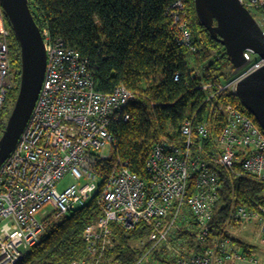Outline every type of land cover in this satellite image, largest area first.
<instances>
[{"label":"built area","instance_id":"built-area-1","mask_svg":"<svg viewBox=\"0 0 264 264\" xmlns=\"http://www.w3.org/2000/svg\"><path fill=\"white\" fill-rule=\"evenodd\" d=\"M251 14L264 0H239ZM167 14L180 46L195 53L197 46L188 26V9L182 0ZM264 33V16L255 17ZM46 48L47 67L40 95L16 148L0 165V264H16L41 240L50 221L96 202L101 214L84 229L85 257L71 264H101L115 249L113 225L125 230L146 224L151 233L141 242L150 245L143 258L169 247L174 264H225L228 261L258 263L239 252L232 231L255 225L264 246V207L226 205L225 234L215 233L223 218L221 199L225 179L219 167L264 181V131L233 104L224 106L225 125L209 146L194 144L193 137L209 138V122L186 118L180 128L183 141L163 140L153 146L146 169L148 181L131 172L129 163L114 156L111 125L130 119L128 107L135 95L123 85L113 93L96 90L87 59L63 42L40 30ZM13 31L0 2V112L14 89L10 60ZM246 64L239 73L218 84H203L208 99L224 91H236L241 79L264 66L253 50L244 52ZM234 76V77H233ZM175 79L178 81L179 76ZM202 151H204L202 153ZM71 175L65 190L57 185ZM50 206L49 218L38 214ZM264 264V263H263Z\"/></svg>","mask_w":264,"mask_h":264},{"label":"trees","instance_id":"trees-1","mask_svg":"<svg viewBox=\"0 0 264 264\" xmlns=\"http://www.w3.org/2000/svg\"><path fill=\"white\" fill-rule=\"evenodd\" d=\"M28 1L40 30L48 29L52 38L62 39L87 59L97 91L113 93L123 85L135 95L127 109L130 119L113 123L111 130L116 140L114 156L128 162L131 172L144 181L149 178L146 163L153 146L163 140L183 141L180 128L186 118L196 124L209 122L207 140L196 133L193 137L195 145L202 142L204 147L224 127L226 104H233L256 121L232 91L221 92L214 99H208L203 92L202 84L218 82L226 77V71L235 68L223 45L201 25L194 0H182L198 46L194 54L178 44L173 20L167 14L170 5L178 0ZM252 14L264 16V7ZM12 37L10 60L15 86L0 112V137L20 85V48ZM240 171L239 165L230 172L220 168L226 181L221 214L233 202L240 206L259 202L264 206V181L244 173L239 175ZM235 174L237 177L233 178ZM100 214L101 208L91 202L50 223L38 245L16 264H71L84 258V229ZM220 221L219 218L217 227ZM112 227L116 247L102 264H136L150 250V245H141L151 233L146 224L130 231ZM234 241L247 257L254 252L255 246L250 243L239 238ZM153 253L157 264H174L168 246Z\"/></svg>","mask_w":264,"mask_h":264},{"label":"water","instance_id":"water-1","mask_svg":"<svg viewBox=\"0 0 264 264\" xmlns=\"http://www.w3.org/2000/svg\"><path fill=\"white\" fill-rule=\"evenodd\" d=\"M3 14L20 48L17 99L0 137V165L16 147L39 97L47 58L43 35L28 0H0ZM196 16L211 37L221 43L235 69L246 64L244 52L264 59V33L239 0H194ZM235 96L264 131V66L237 84Z\"/></svg>","mask_w":264,"mask_h":264},{"label":"rangeland","instance_id":"rangeland-1","mask_svg":"<svg viewBox=\"0 0 264 264\" xmlns=\"http://www.w3.org/2000/svg\"><path fill=\"white\" fill-rule=\"evenodd\" d=\"M257 19H259V17H257ZM190 21V20H189ZM189 21H188V26L190 25V23H189ZM235 70L236 69H232V68H230L228 71H226V77L225 78H222L223 80L222 81H226L227 79H230L231 78V76L234 74V76L236 75V74H239V73H237V72H235ZM236 73V74H235ZM233 76V77H234ZM74 182V180H73V178H72V176L71 175H68L64 180H62L60 183H59V185H57L58 187H57V189H58V191H63V190H65L66 188H68L72 183ZM232 205V204H231ZM51 209H50V206H48V207H46V208H44L41 212H40V214H38V217L39 218H49V216L51 215ZM228 212L229 211H227V212H225L224 213V215H223V218L221 219V221H220V223L218 224V226H220V227H217L216 225H217V222L214 224V226H215V231H216V233H221V234H225L226 233V235H227V232H225L226 231V229H225V225H226V214L227 215H229L228 214ZM62 217H64V216H62ZM62 217H60V218H62ZM60 218H57V219H55V220H52V221H50V223H52V222H56V221H58V220H60ZM218 222H219V220H218ZM49 223V224H50ZM248 226H247V228L246 229H244V228H240V227H238V228H236L235 230H233L232 231V233H233V237L235 238V239H237V238H239V239H242L243 241H245V242H249L250 244H253L254 246H255V248H256V252H255V254L254 255H256V257H257V259H259V258H261L262 256H264V246H262L261 244H259V241H260V237L257 235L258 233H257V230H256V228H255V225H252V224H250V223H248L247 224ZM49 226V225H48ZM47 226V227H48ZM47 229V228H46ZM45 232V231H44ZM260 247V248H259ZM239 252H243V249H241V248H239ZM252 256V255H251ZM253 257V259H255V260H257L254 256H252ZM151 260H152V256H150V257H148L145 261H144V264H150V262H151ZM260 260H257V264H260V262H259ZM250 262V261H249ZM158 262L157 261H155L154 262V264H157ZM251 263H253V262H251ZM253 264H256V263H253Z\"/></svg>","mask_w":264,"mask_h":264},{"label":"crops","instance_id":"crops-1","mask_svg":"<svg viewBox=\"0 0 264 264\" xmlns=\"http://www.w3.org/2000/svg\"><path fill=\"white\" fill-rule=\"evenodd\" d=\"M257 230V229H256ZM257 233H258V231H257ZM258 235V234H257ZM259 236V235H258ZM260 237V236H259ZM247 243V242H246ZM249 243V242H248ZM259 244H260V241H259ZM236 245H237V248L239 249V248H241L240 247V245L238 244V243H236ZM251 245H253V244H251ZM254 246V245H253ZM260 248V247H259ZM256 250V248H254V252L253 253H251V254H249V255H252V256H254L256 259H257V257H256V255H254L255 254V251ZM257 260H260L259 262H260V264H263L264 263V256H262L261 258H259V259H257ZM225 264H253V263H251V262H248V261H243V260H237V261H228V262H226Z\"/></svg>","mask_w":264,"mask_h":264},{"label":"bare ground","instance_id":"bare-ground-1","mask_svg":"<svg viewBox=\"0 0 264 264\" xmlns=\"http://www.w3.org/2000/svg\"><path fill=\"white\" fill-rule=\"evenodd\" d=\"M196 46H197V44H196ZM197 49H198V46H197ZM197 52V51H196ZM192 53V52H191ZM194 54V53H193ZM47 67V66H46ZM47 71V70H46ZM46 74V73H45ZM45 77V76H44ZM222 80L223 79H221V80H219L218 82H206L205 84H207V83H214V84H218V83H220V82H222ZM203 85V84H202ZM244 108V107H243ZM241 111V110H240ZM242 112V111H241ZM129 113V112H128ZM242 113H244V112H242ZM244 114H246V113H244ZM250 114V113H249ZM247 115V114H246ZM251 115V114H250ZM247 116H249V115H247ZM182 126V125H181ZM196 133V132H195ZM194 134V133H193ZM20 139V138H19ZM19 142V141H18ZM18 144V143H17ZM17 146V145H16ZM16 148V147H15ZM14 148V149H15ZM13 149V150H14ZM150 156V155H149ZM148 159V158H147ZM148 161V160H147ZM213 164H215L216 165V167L218 168L219 166L216 164V163H213ZM220 168L221 167H219L218 169H219V171H220ZM224 169V168H223ZM237 176H236V174H235V176L233 177V178H236ZM225 184H226V181H225ZM224 188H225V186H224ZM225 190V189H224ZM261 204V203H260ZM262 205V204H261ZM263 206V205H262ZM264 207V206H263ZM214 232L216 233V231L214 230ZM87 248V247H86ZM85 254H86V252H85ZM109 254V253H108ZM106 258V257H105ZM105 258H104V260H105ZM104 260L102 261V263L104 262ZM101 263V264H102Z\"/></svg>","mask_w":264,"mask_h":264}]
</instances>
